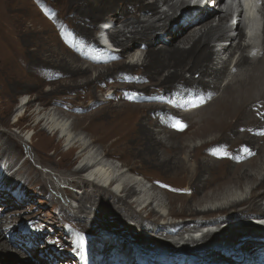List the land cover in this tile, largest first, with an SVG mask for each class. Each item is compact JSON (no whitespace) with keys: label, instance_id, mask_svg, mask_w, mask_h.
<instances>
[{"label":"bare ground","instance_id":"bare-ground-1","mask_svg":"<svg viewBox=\"0 0 264 264\" xmlns=\"http://www.w3.org/2000/svg\"><path fill=\"white\" fill-rule=\"evenodd\" d=\"M30 1L40 6L56 4H52L53 18L49 19L53 26L47 20L42 23L34 11L25 14V0H0V35L3 34L0 37V57L5 62L0 73L2 76L8 74L9 78L15 72L11 67L8 70V58H21L22 70L17 68V73L26 80L32 79L35 84L21 82L22 88L17 93L24 97L37 85L36 95L26 107L29 111L34 101L43 105L30 112L35 118L34 127L45 125L39 130L44 134L43 142H53L47 135L54 140L58 138L57 146H62L65 139L69 140L68 119H64L74 114V128L86 131L103 148L106 157L122 159L129 167L128 172L146 173L149 179H153L154 189L168 197L169 215L177 218L192 215L195 216L194 222L181 219L193 224L186 227L185 224L183 227L178 225L180 220L169 224L161 221L168 215L160 212L156 218L158 211L151 206L156 197L151 195L150 185L142 177H138L142 183L140 187L126 182L121 188L114 189L115 179L104 185L98 179L110 177L114 170L102 165L97 154L86 152L89 145L80 138H72L70 147L63 150L65 153L79 149L85 152L73 162L76 165L79 162L77 167L62 172V177L70 176L67 186L84 189L81 196L61 185L53 174L44 175L32 168L28 164L30 157L15 169L20 142L15 134L0 130V161L5 171H11L12 177H21L20 181L25 185L40 184L39 189L44 190L48 183L50 189L67 195L74 202L77 200L76 209L72 203L69 204L71 209L66 203L59 205V209L61 217L68 220L66 209H69V214L72 213L70 220L77 221L71 225L81 233L97 232L99 226L127 220L133 221L139 230L159 235L153 238L156 241L163 235L181 237L182 233L200 226V223L208 226L205 221H196L199 215L215 224L227 225L222 231L235 222L252 221V218L264 215L261 206L264 200V41L261 52L244 42L246 33L242 24H229L232 15L223 9L225 0H214L208 8L200 11L187 7L185 0ZM163 6L168 10L161 11ZM95 29L106 31L109 41L120 52L106 49L98 37H94ZM41 34H48L45 35L46 42ZM63 40L67 45L69 41L72 51ZM48 44L52 47L51 55L44 52ZM95 44L99 46L95 47ZM94 72L97 73L93 75ZM134 75L142 81L140 85L132 86L137 103H113L112 98L118 99L124 89L121 80ZM111 84L114 91L109 93L108 99L98 95L97 89ZM3 94L10 100L15 98V90L7 88ZM80 97L90 100L86 106L88 109L101 106L77 113L82 110L76 101ZM53 110L56 114L52 113ZM18 116L20 118L14 120V126L25 117L22 113ZM3 123L8 124L6 117L0 118V124ZM196 139L203 140L195 143ZM26 141L31 144L30 156L40 163L52 164L49 167L57 170L61 164L49 158L52 156L45 158L40 151L32 149L34 136ZM191 160L194 162L190 163ZM246 185L251 188L249 197L230 198L225 205L197 207L233 197L227 194L230 188L244 190ZM91 186L94 189H90ZM11 192H0V202H7L0 207V263L2 258H13L16 253L26 257L25 249L32 252L28 239L24 242V236L15 231L14 224H10L21 216L22 211L17 207L23 202ZM134 204L140 209L137 210ZM143 210L149 212L146 217ZM217 213H220L217 218L211 219ZM158 218H161L160 222ZM245 228L249 227L245 225ZM256 229L262 231V227ZM113 235L117 234L102 239V245L97 246L98 252L106 254L111 250L117 241ZM219 235L217 232L208 234L182 247L176 242L169 243L180 248L181 252L196 254L195 245L204 244L207 248ZM218 240L223 241L220 237ZM20 245L23 250L14 249ZM250 245L243 250L245 253L260 247L258 242H255L257 247ZM36 259L37 263L33 261V264H46L48 259L51 260L50 257ZM58 259L56 257L54 261Z\"/></svg>","mask_w":264,"mask_h":264},{"label":"rangeland","instance_id":"rangeland-1","mask_svg":"<svg viewBox=\"0 0 264 264\" xmlns=\"http://www.w3.org/2000/svg\"><path fill=\"white\" fill-rule=\"evenodd\" d=\"M173 2L176 1L173 0ZM24 4L26 7L24 12L25 14L34 11L36 13L34 14L35 17L38 16L37 18H41L42 23H44V21L47 20V22H49L50 25H52L49 19L53 18L52 4L54 3L52 4L47 3L45 5L40 6V5H35L30 0H25ZM213 5L214 3L212 4L211 7H213ZM223 9L226 10L224 6ZM167 10H168L167 6H163L161 8V11H167ZM43 15H45L47 18L46 17L43 18L42 17ZM215 15H217V13ZM97 31L98 29L94 30V37H98ZM52 32L54 33V31ZM45 35L48 36V34L40 35V37L43 38L44 41L46 39ZM56 35H57L56 37L60 40L59 38L60 36H58V34ZM1 36H3V34H1L0 37ZM98 40L100 41L99 37ZM63 44L72 51L69 41L67 45V43L63 40ZM47 46L49 47L47 48ZM96 46L99 45L95 44V47ZM0 48L2 49L1 46ZM30 48H34V47H30ZM4 49L5 48H3V50ZM51 50L52 47L51 45L48 44L46 45L44 52L49 53L51 55L52 53ZM43 57L47 58L45 56ZM141 59H143V56ZM8 60H9V65L7 64L8 70L11 67L13 73L15 72L13 75L16 74L17 75L16 76L9 75L8 78V74L2 76L0 73V118L6 117L8 123V124L3 123V125L0 124V130L8 131L12 134H15L16 137H18V141L20 142V146L18 147L19 153L18 155H16V159L14 162L15 169L19 168L23 164V162L30 157L29 158L30 160H28L29 161L28 164H31L32 168H34L36 171L39 170L44 175H46L47 173L53 174L55 178L61 181L59 182L60 184L62 183L61 185H65V187L68 188L69 191L73 193H79V195L81 196L83 194L84 189L81 190L78 189V187H74V186L72 187L69 185L67 186L68 183L67 178H70V176L63 175L64 177H62V172L65 173L68 172L67 170L74 169L75 167H77L79 162L77 165L73 162L75 161L77 156L82 155L85 152V151L81 152L82 149L76 150L74 151V153L64 152L67 150V148L70 147L69 144L72 138H80L82 142H85V145H89L86 152L87 151L91 152L90 155H94V156L97 154L96 157H98V159H102L100 161L102 165H105L106 167L111 168V170H114V174L110 175V177H112V179H115L117 182L116 186H114V189L118 187L121 188L123 184L126 182L135 183L137 187H140L139 184L142 185V183H140L139 178L142 177L149 183L150 185L149 190H151L150 191L151 195L156 197V200L154 201L151 198L149 199L150 201H153L151 205L152 208L156 209V212L158 211V215L156 214L157 215L156 218L160 216L159 215L160 212L161 214L168 215V218L166 220H164L163 217L161 221H165V222L168 221L169 224L173 223L174 221L178 222L180 220L178 225L183 227L185 224L184 227H186V225H188L189 222L187 220L182 221L181 219H189L190 222H194L193 218H195V216L192 215H187L185 217H179V218L169 215L170 208L168 204L169 203L168 197L163 193L159 194L158 192L160 190L154 189L153 186L154 183L152 181L153 179H149L148 178L149 175L146 173L138 175L133 172L132 173L128 172L129 167L125 166L122 159L106 157L103 148L100 147L97 143H95L93 141V138L86 131H83L82 129L74 128L73 126V121L75 119L74 114L72 115L70 114L68 118L64 119L65 121L68 119L66 127L69 128L70 131L69 140L65 139L66 141L64 144H62V146L61 145L57 146L58 138L56 137L54 140L50 135H47V137L51 138L53 142L51 141L52 142L51 143L50 141L45 140L46 143H44L43 142L44 134L40 133L39 130L41 127L44 128L45 125H42L41 127H34L35 118L30 115L31 110L42 108L43 105L40 104L39 101H34L32 102L33 104L31 105V109H29V111L27 110L26 107L28 101L36 95L37 85L34 86V88L31 90L29 94H24V97H21V94H19V92L17 93V91L22 88L21 82L25 84H35V82H33L32 79L26 80L25 78H23L18 74L19 73L18 69L22 68L21 58H8ZM2 64L5 65V62L0 57V67ZM58 65L60 64L58 63ZM232 67L233 64L232 66H230V68ZM96 73L97 72H94L93 75H95ZM189 76L190 74L187 73V77ZM10 77L11 80H8L10 79ZM121 82L124 84V89H123L124 92L123 91L120 92L118 99L117 97L112 98V102L117 103V102L127 101L130 103H137L138 99L135 96L132 86L136 84L140 85L142 81L136 78L134 75L131 76L130 78L121 80ZM111 86L112 84L97 89L98 95L104 99H108L109 93L112 94L114 91V88H112ZM45 87L46 86H44V88ZM7 88L12 89V91L15 90V98L13 100H10L6 96V94H3V90ZM84 100L87 101L86 98L83 97L76 99L78 104L81 105L80 107H82V110L80 112L78 111L77 113L80 114L86 113L95 110L97 107L101 106L99 105L95 107H89L88 109L86 106L87 104L90 103V100H88L85 104L83 103ZM52 107L53 106H50V108ZM21 113L25 117L20 120L19 124L14 126L13 125L14 120L19 119L20 116L17 117V115ZM52 113H55V111L53 110ZM47 128H49V126H47ZM32 136H34V142H35V145H32V149L34 148V151H38V152L40 151L39 153L41 154V156L45 155L46 156L45 158L52 156L49 158H51L56 164L59 165L61 164L60 166L62 167L59 166L57 170L56 169L53 170L51 167H49L52 164L46 165L43 162L40 163L37 160H35L32 156H30L28 150L31 148V144L27 143L29 141L26 140H30ZM202 140L203 139H196L195 143H200L202 142ZM63 153L68 158L65 155H63ZM1 162L2 161H0V192L10 193V191H12L11 193H14L15 197L18 198L19 202L23 201L21 206L17 207L18 211H22L21 216L18 217L19 219L15 218V220L10 224L11 225L14 224L15 228H17L15 231L18 234L24 236L25 238L24 242H26L28 239L30 246H28V244L27 246L30 247L32 252L26 251V249L23 250L24 248L22 249L21 245L16 246L14 249H18V248L22 249L26 257H20V255L16 253L13 258L12 257L9 258L7 257L6 259L2 258L0 264H33L34 263L33 261L35 262L37 261L36 257L46 260L47 258L50 257L51 259L50 261L52 262L55 260L56 257H59V259L56 260V262L54 261V264H85V263L86 264H184L185 262L182 260V258L186 260L189 264H264V250H263L264 234H262L260 230L256 229L255 226L254 228L251 227L252 225H249L247 223H239V222L236 223L235 220L237 218L232 220L235 223L232 224L231 227L229 226L230 228L223 229V231L222 228H218V227L216 228V232L218 234L220 233L219 237L224 242L218 240L219 237H217L214 243H211V245L207 246V248L202 250L203 252L200 253L198 252L199 254L196 253V256L193 255L190 256L191 254H186L185 252H181L180 248H177L172 243H169L167 237L164 235L160 236L161 238L159 240L157 239L156 241H154L153 238L159 235L154 236L153 234H150L146 230L143 229L139 230V228H135L133 221L116 220L114 222L112 221L109 225L99 226L97 232L95 230L93 231V233L92 232L81 233L75 230V226L71 225L72 223H76L77 221L70 220L72 213L69 214V209H71V205L69 204L72 203L73 208L76 209L78 207L77 200L74 202V200L69 198L67 195H63L62 193H58L53 189H50V184L48 183H47V187H45L44 190L39 189L40 184L29 183V185H25L24 181H20L21 177L19 176L12 177L11 171H5L4 166L1 165L2 164ZM193 162H194L193 160L190 161V163ZM136 177L139 178L136 179ZM62 178L63 180H61ZM77 180L80 179L77 178ZM249 188H250L249 185H246L244 190L240 188L232 187L230 188V190H228L227 194L232 195L233 197L221 198L219 200L213 201L212 203L206 204L205 206H197V207L199 209V208H206L211 205H216V206L225 205L227 202L230 201V198L239 199V198H245L247 196L249 197L250 189H251ZM48 189L52 191L50 192L48 191ZM90 189H94V187L91 186ZM6 203L7 202L5 200L4 202H0V207L2 205H5ZM62 203L63 204L66 203L65 205L69 207V209L67 208L68 210L66 209L69 220L66 217L65 218L61 217L60 214L61 210L59 209V205H61ZM86 205L89 204L87 203ZM243 206L244 204L241 205V207ZM134 207H136L137 210L140 209V207H138L135 204ZM142 212L144 217H146V215L149 214V212H144V210ZM218 214L220 213H217L215 215L216 217L212 216L213 218L211 217L210 218L214 220L217 218ZM53 216H55L54 219H52ZM102 216L105 215L102 214ZM152 216L153 215H151V217ZM202 217L203 215L196 216V218H198L196 221L197 222L205 221L206 219H202ZM160 219L158 218V222H160ZM189 225H193V224H189ZM245 225H247L249 228H245ZM106 234L108 235L117 234L118 236L113 235L115 238H117V241L116 244L111 247V250L109 249V251H107L106 254L103 253L101 254V251L100 252L97 251L98 250L97 246L99 244L102 245L103 243V242L101 243L102 239L104 240L105 239L104 237L106 238L108 237V235ZM247 241H249V243H246ZM170 242H176L178 246L182 245L180 239H174ZM255 242H258V244H260V247L253 249L250 248L251 250H249L246 253L243 251L246 250V247L249 246L250 244H251L250 246L257 247L255 245ZM169 246H171L172 248H170ZM95 249L97 252L94 251ZM231 249H236V250L231 252L230 251ZM41 253L43 254V256H40ZM97 253L99 254V256L96 255ZM93 256L95 262L92 261Z\"/></svg>","mask_w":264,"mask_h":264},{"label":"snow or ice","instance_id":"snow-or-ice-1","mask_svg":"<svg viewBox=\"0 0 264 264\" xmlns=\"http://www.w3.org/2000/svg\"><path fill=\"white\" fill-rule=\"evenodd\" d=\"M179 123V122H178ZM179 126L181 127V128H183L184 127V125L183 124H179ZM246 151H247V149H245Z\"/></svg>","mask_w":264,"mask_h":264}]
</instances>
